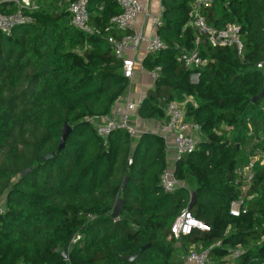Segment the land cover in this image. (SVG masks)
I'll return each instance as SVG.
<instances>
[{
	"label": "trees",
	"instance_id": "trees-1",
	"mask_svg": "<svg viewBox=\"0 0 264 264\" xmlns=\"http://www.w3.org/2000/svg\"><path fill=\"white\" fill-rule=\"evenodd\" d=\"M190 2L161 0L158 36L164 49L142 62L145 70L159 71L138 116L164 118L166 103L189 98L195 106L186 105V119L198 124L203 136L191 155L175 163L181 186L171 193L159 184L167 169L160 137L148 133L131 139L117 130L102 140L90 124L110 113L128 82L107 43L124 33L105 32L121 12L115 0H88L98 36L75 30L67 5L55 11L47 0L24 11L32 19L29 25L0 35V198L5 205L0 264H130L126 258L134 255L131 264H186L191 247L208 250L209 260L220 264L229 263L224 259L235 248L245 254L233 264L264 261V244H258L264 233V165L256 167L245 193L247 212L229 214L241 195L234 185L242 182L236 170L254 151L253 139L264 134L259 111L264 100L251 103L264 85V71L256 69L264 60V0H215L204 11L207 24L217 30L240 27L244 54L240 58L232 47L212 48L203 41L198 52L207 64L197 85L176 62L181 52L194 49L195 33L187 25ZM64 124L71 133L63 150L44 161L55 152ZM260 145L264 148L261 142L255 148ZM190 193L196 199L188 210ZM118 198L122 215L112 219ZM185 209L209 231L175 241L170 227Z\"/></svg>",
	"mask_w": 264,
	"mask_h": 264
},
{
	"label": "built area",
	"instance_id": "built-area-1",
	"mask_svg": "<svg viewBox=\"0 0 264 264\" xmlns=\"http://www.w3.org/2000/svg\"><path fill=\"white\" fill-rule=\"evenodd\" d=\"M215 0H191L189 3L188 26L194 31V49L181 52L176 57V62L182 65L190 72L189 81L192 85L199 82V71H201L207 61L199 56L198 47L206 41L212 48L232 47L237 55L242 58L244 47L241 40V30L236 24H228L223 29L217 30L207 24L204 11L210 7ZM16 9L13 12L5 13L0 8V35L8 37L14 29L29 25L31 17L24 11H35L37 7L32 5L29 0H11ZM88 0H67L66 13L69 16L70 25L77 31L84 32L91 36H98L99 30L90 25V15L87 10ZM120 9V13L110 20V25L105 32L118 30L124 35L117 39L113 36L108 37L107 43L111 47L115 58L122 63V76L130 81L136 65L135 56L140 46L145 48V53L156 54L164 49V45L158 36V29L162 25L159 17L151 20V33L145 37L142 31L135 29L137 21L141 15L147 13L149 0H115ZM129 53L130 56H126ZM256 69L264 71V60L256 65ZM159 69L152 71L153 80L157 78ZM195 104L189 98L183 102H168L165 104L163 112L165 125L162 128V134L170 132L173 136V149L175 154V163L183 157L191 155L195 150L197 143L201 140L202 132L198 124L188 121L185 116L186 105ZM134 109L133 104L120 103L119 100L114 103L108 115L94 118L91 120L95 134L102 140L117 130H123L131 139L137 138L138 134L130 121L129 111ZM259 111L264 115V102L259 105ZM251 130L249 135H251ZM264 143V134L254 138L251 142V148L254 150L249 154L247 162L241 168L236 170V174L242 182H234V185L241 191V195L232 201L229 207V214L238 217L247 212L245 203V193L252 184L256 167L264 165V149L255 148L257 143ZM128 165L131 164L129 160ZM173 170L166 169L159 177V184L165 193L174 192L181 184L174 177ZM5 212L4 200L0 201V216ZM194 231L208 232L209 228L201 222L194 219L187 209L183 210L175 219L170 227V235L175 241L181 237L189 236ZM75 242V240L73 241ZM259 244H264V233ZM216 246H220L218 243ZM245 254L242 248H235L229 251L227 260L235 262ZM186 264H210L208 250L200 248L196 250L191 247L184 257ZM264 264V261L261 263Z\"/></svg>",
	"mask_w": 264,
	"mask_h": 264
},
{
	"label": "crops",
	"instance_id": "crops-1",
	"mask_svg": "<svg viewBox=\"0 0 264 264\" xmlns=\"http://www.w3.org/2000/svg\"><path fill=\"white\" fill-rule=\"evenodd\" d=\"M10 1L11 0H0V8L3 11H5V13H9L10 10L14 11L16 9V7ZM29 1L31 2L32 5L36 7H38L39 4L43 2V0H29ZM47 4H49V7L52 8V10L61 11L63 5L64 4L67 5V0H47ZM155 17H159L162 21L161 0H149L147 13L139 17L135 29L142 31L143 35L145 37H148L149 34L151 33V20ZM126 56H130L129 53H126ZM146 56L147 54L145 53V48L143 46H140L135 56L136 65L134 68L132 78L130 81L127 82V86L125 88L122 97L119 99V102L129 103L134 105V109L129 111V113H130L131 124L133 125L134 129L138 134L137 138L143 134L149 133V134L157 135L163 140L166 150V155H165L166 167L170 170H173L174 159H175V154L173 149V136L170 132H167V134L164 135L162 134V128L165 125V119L160 118L158 120H143L137 114L142 101L145 99L147 95V92L154 89L155 80H156V79L153 80L151 77L150 73H152V71H147L142 66V62ZM261 149L263 150L264 148ZM245 155H247V150H245ZM176 250L178 253L179 252L181 253V250L178 245L176 246ZM226 259L227 258H225L224 260ZM229 263L233 264L234 262H229Z\"/></svg>",
	"mask_w": 264,
	"mask_h": 264
},
{
	"label": "water",
	"instance_id": "water-1",
	"mask_svg": "<svg viewBox=\"0 0 264 264\" xmlns=\"http://www.w3.org/2000/svg\"><path fill=\"white\" fill-rule=\"evenodd\" d=\"M261 100H264V85L262 87L260 94L255 96L254 98H252L251 103H255V102H258ZM70 133H71V128L68 125L64 124L61 128V135H60L59 143H58V146H57L55 152L44 157V159H43L44 161L53 159L56 154L60 153L63 150L64 144H65L66 140L68 139ZM26 172L27 171H24L22 175H24ZM125 183H126V180L123 183V187L125 186ZM195 199H196L195 194L190 193L189 194L188 210L193 207V205L195 203ZM122 207H123L122 199H120V198L116 199L115 204H114L113 209H112V213H111L112 219H117L122 215ZM147 248H148V246L144 247L142 249V251H144ZM135 258H136V255L129 257V258H126V260L131 264ZM62 259L67 260V256L64 252L62 253Z\"/></svg>",
	"mask_w": 264,
	"mask_h": 264
},
{
	"label": "rangeland",
	"instance_id": "rangeland-1",
	"mask_svg": "<svg viewBox=\"0 0 264 264\" xmlns=\"http://www.w3.org/2000/svg\"><path fill=\"white\" fill-rule=\"evenodd\" d=\"M202 137H203V136H202ZM202 137H201L200 139H202ZM256 139H257V138H256ZM259 147H260V149H261L263 146L260 145ZM1 200H4V197H1V198H0V201H1ZM200 248H201V247H198V248H195V249H196V250H199ZM244 251H245V250H244ZM178 255H181V253L179 252ZM182 257H183V256H182ZM184 257H185V256H184ZM183 259H184V258H183ZM226 260H227V259H226ZM210 264H220V263L217 262V261H213V260L211 261V260H210ZM227 264H229V263H227Z\"/></svg>",
	"mask_w": 264,
	"mask_h": 264
}]
</instances>
